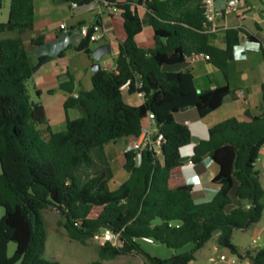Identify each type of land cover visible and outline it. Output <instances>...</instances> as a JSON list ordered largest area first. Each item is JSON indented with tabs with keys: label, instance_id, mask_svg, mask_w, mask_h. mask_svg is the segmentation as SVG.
<instances>
[{
	"label": "trees",
	"instance_id": "1",
	"mask_svg": "<svg viewBox=\"0 0 264 264\" xmlns=\"http://www.w3.org/2000/svg\"><path fill=\"white\" fill-rule=\"evenodd\" d=\"M108 1L120 10L125 32L116 69L93 72L92 88L80 90L77 97L74 77L60 82L59 88L69 94L65 108L83 112L67 119L64 131L52 130L44 106L31 100L27 87L32 67L22 35L34 27V0H10L8 18L0 22V33H15L0 40V264H59L42 256L47 231L41 212L49 208L63 215L60 225L68 237L82 244L105 230L119 233L121 245H98L99 258L91 264L121 255H138L143 264H190L215 234L219 247L251 264H264V247L241 252L232 243L235 230L258 223L264 212V187L256 168L264 152V82L261 114L245 111L247 119L210 123L208 139L187 156L193 163L210 157L218 166L213 197L197 202L192 191L183 189L181 174L182 151L191 145L184 122L210 115L234 93L228 86L229 63L242 37L259 44L263 63L264 45L243 27L223 30V46L217 45V32L204 28L202 0ZM138 7L144 8L143 16ZM145 25L152 38L140 46L136 37ZM33 43L42 44L43 37ZM90 43L82 39L77 49L91 54ZM195 54L208 55L206 61L222 73L226 84L197 90L185 61ZM127 81V91L142 95V104L124 100L121 87ZM190 105L192 109L181 111ZM148 113L165 137L161 155L143 151L138 163L136 152H124L127 178L110 189L113 170L105 149L138 137ZM83 169L90 174L81 177ZM145 238L170 249L193 247L159 258L145 251ZM10 242L15 243L11 256Z\"/></svg>",
	"mask_w": 264,
	"mask_h": 264
},
{
	"label": "crops",
	"instance_id": "2",
	"mask_svg": "<svg viewBox=\"0 0 264 264\" xmlns=\"http://www.w3.org/2000/svg\"><path fill=\"white\" fill-rule=\"evenodd\" d=\"M75 2L78 4L77 9L72 8L71 2L64 0H34V27L31 31L22 35L23 44L28 52L31 67H36L40 60L48 58L46 63L38 66L35 72H32V77L28 80L27 87L31 100L33 102H39L44 106L49 125L55 132L64 131L62 129L56 130L55 128L57 126L59 128L66 127L67 119L73 120L79 118L81 117V113H83L78 107L65 108V101L69 94L59 88L60 82L68 81L70 76L74 77L75 86L73 96L75 97L80 90L89 91L92 88L91 78L93 71L91 70V65L95 61L92 53L87 54L84 51L78 50L77 46L73 45H69L58 57L45 56L39 58L36 55L39 45L34 44L33 40L38 37H43V43L51 42L63 32L70 30L78 31L79 26L82 24L98 23L100 30L97 34L100 38L95 42L99 43L91 46V43H93L91 42L90 49L92 51L101 44H109L111 46V53L104 55L99 61V64L101 68L114 71L116 69L118 45L125 37L120 13L109 12L98 0H75ZM94 2L95 6H93ZM216 4L218 7L222 6L223 0H217ZM244 4L245 9L242 16L228 15L218 21L224 28L217 32V37L221 35L224 38L223 30L227 28L243 27L249 33L255 35L264 45V31L260 26L262 22L261 15H264V12L262 9H255L251 0H244ZM138 11L141 16L145 13L143 7H138ZM248 21L253 22L256 31H252L247 23ZM61 23L66 24L65 30L59 28V24ZM151 38L152 30L150 26L145 25L143 31L137 35L136 42L138 45L141 44L140 46H146L151 42ZM254 44L244 38V41L234 53L233 61L244 60L247 57V53L252 50L255 51L257 47L260 50L259 44ZM187 65L188 70L193 75L194 85L199 91L226 84L224 77L221 76L222 73L219 74L220 72H217L219 70L204 59H198L192 63H187ZM262 68L263 77L258 83L252 86L242 84L232 86L228 80V86L231 90H234V93L228 99H225L217 110L210 114L212 116L210 123H216L229 118L224 117L226 116L224 114L227 113L235 114L230 117H237L239 119L248 118L244 113L245 111L251 116L261 114L263 110L261 95V84L264 82L263 62ZM210 74L214 75L210 77ZM241 74L245 80H249L251 77L248 69L242 71ZM123 97L126 103L134 106H138L144 102L142 95L138 93L123 91ZM239 109L242 110V118L236 115ZM220 110L222 112H219ZM73 114H75V117H72ZM187 121L190 123L189 129L191 135L199 137L200 141L208 139L210 123L202 124L199 120L195 119H189ZM146 123L145 121L144 124ZM131 139H121L113 144L116 145L121 142V153H124V149L130 143ZM113 144L106 147V152L109 150V147L115 150V152H118L119 149L114 148ZM196 144L191 142V145L183 149V155L185 157L189 156L192 153V148ZM188 160L184 161L181 169L185 183L192 184V192L195 194L197 202L210 200L218 189V186L212 181L218 171V166L213 163L210 157H205L201 162L193 164H189ZM214 165H216V168H214ZM210 259L212 260L213 258Z\"/></svg>",
	"mask_w": 264,
	"mask_h": 264
},
{
	"label": "rangeland",
	"instance_id": "3",
	"mask_svg": "<svg viewBox=\"0 0 264 264\" xmlns=\"http://www.w3.org/2000/svg\"><path fill=\"white\" fill-rule=\"evenodd\" d=\"M2 5L0 7V22H5L8 18L10 0H0ZM255 9H262L264 12V0H251ZM252 29L256 31L252 21L247 22ZM261 29L264 31V23L260 24ZM14 32L0 33V40L4 37L14 35ZM218 34V33H217ZM215 43L222 46L223 37L220 35L215 38ZM99 42L91 43V46L97 45ZM254 44V43H253ZM141 45V44H139ZM256 45V44H254ZM262 53L258 50L250 51L247 53V57L243 60L231 61L229 63L228 80L232 86L235 84H242L252 86L258 83L263 77L262 68ZM206 66V63L204 62ZM248 69L251 77L249 80H245L242 71ZM216 70V69H214ZM220 72V71H217ZM221 74V72L219 73ZM214 74H210L212 77ZM223 76V75H221ZM219 112H222L221 110ZM83 113H81V116ZM224 117H230L235 114H224ZM236 115L242 118V110H238ZM75 117V114L72 115ZM56 130H65L66 127L55 128ZM113 147L119 149L118 152L109 147L106 152L109 162L113 170V179L109 181V188L115 189L120 185L122 181L127 178V173L122 167L123 152L121 153L122 143ZM216 168V165H214ZM256 168L260 172V182L264 187V152L260 154L259 160L256 163ZM90 170L83 169L80 173L81 177H86L90 174ZM78 178H80L78 176ZM4 210L0 207V217L3 215ZM41 216L44 220L47 237L45 242V249L43 252V258L55 260L59 264H91L93 261L98 260L97 247L100 245L94 238L87 240L85 244H82L76 240L70 239L65 229L60 225L64 219L63 215L57 209H44L41 212ZM217 234H215L205 246L198 250L195 254V260L191 264H232L231 260L237 258L232 254L228 248L219 247L216 241ZM255 240V242H253ZM232 243L241 251L252 250L259 247H264V212L261 221L251 225L246 229H237L233 233ZM142 246L146 252L150 255L159 258H168L176 253H183L189 251L193 246L188 245L179 249H170L161 244H149L142 242ZM15 251V243L10 242L8 245V255L11 256ZM224 255L226 260H220V256ZM210 258H213L212 260ZM104 264H143V260L138 255H121L115 259L104 261Z\"/></svg>",
	"mask_w": 264,
	"mask_h": 264
},
{
	"label": "built area",
	"instance_id": "4",
	"mask_svg": "<svg viewBox=\"0 0 264 264\" xmlns=\"http://www.w3.org/2000/svg\"><path fill=\"white\" fill-rule=\"evenodd\" d=\"M101 5L111 13H120V10L114 5L111 4L108 0H98ZM217 0H202L203 9H204V28L206 32L216 33L220 31L223 26H221L218 21L228 15L242 16L244 14L245 4L244 0H223L222 6L218 7L216 4ZM71 6L74 9L78 8L77 2H71ZM264 22V17L261 19ZM61 30L66 29V24H59ZM100 30L98 23L95 24H82L78 28V32L82 39H88L90 42L97 41L100 37L97 34ZM240 47H235V51ZM208 55L205 54H195L190 57H187L185 61L187 63H192L198 59L208 60ZM140 78V77H139ZM130 81H127L122 85L121 90L127 91ZM142 83L137 82L136 86L141 87ZM77 97V95H76ZM146 124L143 125L142 130L138 137L132 138L130 143H128L124 149V152L134 151L136 152L135 160L139 163L140 154L143 151H151L156 156L161 155L162 146L165 142L164 135L159 131L155 117L152 113H148L146 117ZM187 126L190 125L189 121L184 122ZM264 151V146H263ZM189 164H193L191 160H188ZM93 238L102 244H105L108 241H111L115 245H121L119 240V233H114L108 230L102 231L100 233L94 234ZM144 242L152 244L154 243L153 239L145 238ZM255 242V240H253ZM220 260H226L224 255L220 256ZM232 264H251L249 259H239L234 258L231 260Z\"/></svg>",
	"mask_w": 264,
	"mask_h": 264
},
{
	"label": "water",
	"instance_id": "5",
	"mask_svg": "<svg viewBox=\"0 0 264 264\" xmlns=\"http://www.w3.org/2000/svg\"><path fill=\"white\" fill-rule=\"evenodd\" d=\"M93 6H95V2L93 3ZM261 17L263 18L264 15L262 14ZM81 41H82V38H81L78 31L70 30L67 32H63L54 41L40 44L38 46L36 55L39 58L45 57V56L58 57L62 51H64L65 49L68 48L69 45L78 46L81 43ZM243 41H244V37L241 38V43ZM110 53H111V46L109 44H101V45L97 46L94 50H92V57H93L95 62L91 65V70L93 72H95V71L101 69L99 61L101 60V58L104 55H108ZM47 61H48V58H44V59L40 60L36 67H32V72H35V70L38 66L46 63ZM186 71L187 70H184V72H186ZM228 98L229 97H227L226 99H228ZM192 108H193V106L190 105L189 107H183L181 109V111H186L187 109H192ZM211 119H212V116L207 115V116H204L201 119H199V122L202 124H208L211 122ZM191 142L195 143V144L199 143L200 138L195 136V135H191ZM187 159H188L187 157H182L181 161H186ZM183 189H187L188 191L191 192L193 190V186H192V184H185L183 186ZM247 203H248V201L244 200V204H247Z\"/></svg>",
	"mask_w": 264,
	"mask_h": 264
}]
</instances>
